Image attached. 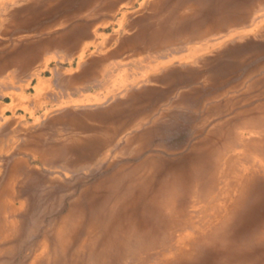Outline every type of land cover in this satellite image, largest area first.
<instances>
[{
  "label": "rangeland",
  "instance_id": "rangeland-1",
  "mask_svg": "<svg viewBox=\"0 0 264 264\" xmlns=\"http://www.w3.org/2000/svg\"><path fill=\"white\" fill-rule=\"evenodd\" d=\"M149 4L155 5L154 11ZM226 6L218 0H120L117 4L73 0L63 6L56 0L53 8L51 0H0V22L4 20L7 28L0 23V47L13 45L0 49V70L8 65L27 69L10 82L14 88L21 82L24 99L7 110L10 132L4 136L0 127V202L7 199L8 190L3 188L12 166L19 169V178L12 182L15 199L25 201L14 203L16 212L6 213V218L0 203V224L14 225L13 233L0 236V264L27 261L43 230L67 212L82 189L113 171L139 164L141 175L148 176L152 185L154 202L148 205L140 196L134 206L123 209L122 217L127 215L128 229L152 222L156 243L165 241L164 246L148 245L149 249L138 252L149 255L145 264H264V119L260 122L264 118V30L259 36L234 37L195 60L168 57L149 62L156 59V52L184 50L183 55L188 48L217 41L232 28L248 29L264 19L261 9L253 21L226 28L230 22L216 18ZM55 12L71 24L42 28V21ZM23 29L21 34L14 32ZM38 29L39 33L57 31L34 38ZM53 44L63 50L40 56ZM121 50L117 58L128 69L146 61V70L170 61L183 65L161 73L165 84L161 88L131 92L106 108L99 107L106 98H99L96 89L83 91L78 84L45 83L36 89L38 76H50L56 68L76 69L84 59L77 73L61 82L95 86L103 54ZM5 91L4 98L13 92ZM84 93L90 94L89 99H83ZM160 99L169 102L160 101L154 108ZM152 108L151 114L129 123ZM63 110L60 120L51 119ZM246 138L254 144L245 146ZM245 149L248 157L243 156ZM245 170L248 178H240ZM46 203L58 207L42 216ZM128 257L120 264L135 262L132 255Z\"/></svg>",
  "mask_w": 264,
  "mask_h": 264
},
{
  "label": "bare ground",
  "instance_id": "bare-ground-1",
  "mask_svg": "<svg viewBox=\"0 0 264 264\" xmlns=\"http://www.w3.org/2000/svg\"><path fill=\"white\" fill-rule=\"evenodd\" d=\"M252 96V95H251ZM264 101H262L263 103ZM257 105V104H256ZM259 105V104H258ZM259 107V106H258ZM252 108V107H251ZM254 108V106H253ZM261 108V107H260ZM244 111V110H242ZM247 111V110H246ZM257 112V111H256ZM264 113V112H263ZM245 119V118H244ZM264 118L260 119L263 120ZM258 121V120H257ZM264 121V120H263ZM262 121V122H263ZM259 122V123H260ZM243 123V122H242ZM245 124V123H244ZM246 125V124H245ZM222 127V126H221ZM261 128V127H260ZM254 129V128H253ZM224 132V131H223ZM222 133V132H221ZM243 133V132H242ZM232 133L231 135H233ZM261 134V133H260ZM230 135V136H231ZM264 135V134H261ZM228 136V135H227ZM237 136V134H236ZM234 136V137H236ZM256 137V136H255ZM232 140V138H230ZM245 139V138H244ZM245 146L254 144L253 140L246 138ZM260 139V138H259ZM107 140V139H106ZM230 140V141H231ZM239 140V139H238ZM261 140V139H260ZM215 142V140H214ZM250 142V143H249ZM264 142V141H263ZM220 143V142H219ZM209 144V143H208ZM211 144V143H210ZM232 144V143H231ZM264 144V143H263ZM98 145V144H97ZM104 145V144H103ZM213 145V144H212ZM237 145V144H236ZM235 145V146H236ZM95 146V145H94ZM205 146V145H204ZM203 146V147H204ZM223 146V145H222ZM234 146V147H235ZM253 147V145H252ZM258 147V146H257ZM243 148V147H242ZM247 148V147H246ZM251 148V147H249ZM248 148V149H249ZM260 148V147H259ZM51 149V148H50ZM212 149V148H211ZM252 149V148H251ZM239 150V149H237ZM253 150V149H252ZM93 151V150H92ZM192 151V150H191ZM203 151V150H202ZM242 151V150H241ZM249 151V150H248ZM248 151H243V156L248 155ZM254 151V150H253ZM230 152V151H229ZM54 153V152H53ZM205 153V151H204ZM203 153V154H204ZM239 153V152H238ZM252 153V152H251ZM96 154V153H95ZM199 154V153H198ZM97 155V154H96ZM189 155V154H188ZM192 155V154H191ZM195 156V155H194ZM193 156V157H194ZM242 156V155H241ZM72 157V156H71ZM149 157V156H148ZM147 157V158H148ZM151 157V156H150ZM200 157V156H199ZM202 157V156H201ZM227 157V156H226ZM248 157V156H246ZM50 158V155H49ZM75 158V157H74ZM92 158V156H91ZM224 158V157H223ZM204 159V158H203ZM221 159V158H220ZM239 159V158H238ZM42 160V159H41ZM45 160V159H44ZM202 160V159H199ZM223 160V159H222ZM258 160V159H257ZM159 161V160H158ZM205 161V160H204ZM231 161V160H230ZM229 161V162H230ZM74 162V161H73ZM157 162V161H156ZM155 162V163H156ZM234 162V161H233ZM238 162V161H237ZM137 163V162H136ZM143 163V162H141ZM160 163V162H159ZM204 163V162H203ZM202 163V165H203ZM264 163V162H263ZM135 164V163H134ZM158 164V163H157ZM156 164V165H157ZM175 164V163H174ZM180 164V163H179ZM184 164V163H183ZM187 164V163H186ZM218 164V163H217ZM117 165V164H116ZM137 165V164H136ZM150 165V164H149ZM155 165V166H156ZM191 165V164H190ZM189 165V166H190ZM228 165V164H227ZM230 165V164H229ZM234 165V164H232ZM146 166V165H145ZM152 166V165H150ZM178 166V164H177ZM188 166V167H189ZM199 166V165H198ZM250 166V165H249ZM256 166V165H255ZM254 166V167H255ZM126 167V166H125ZM166 167H168L166 165ZM192 167V166H191ZM228 167V166H227ZM239 167V166H238ZM129 168V167H128ZM140 164L131 169H118L102 178L92 185L82 189L80 196L71 201V204L64 215L59 216L55 222H51L47 229L42 232V238L37 243L34 251L27 261L21 264H120L128 255L135 259L133 264H145L144 258L148 254L143 252L149 249L148 245L159 244L164 246L165 241L156 243L152 222H144L132 229L126 228L127 215L122 217L123 209L128 210L140 199L145 197L147 204L154 202L152 198L150 180L141 175ZM159 168V167H158ZM172 168V167H171ZM183 168V167H181ZM186 168V167H185ZM193 168V167H192ZM219 168V167H218ZM167 169V168H166ZM202 169V167H201ZM225 169V168H224ZM223 169V170H224ZM252 169V167H251ZM264 169V168H263ZM212 170V169H211ZM211 170H209L211 172ZM216 170V169H215ZM219 170V169H218ZM229 170V169H228ZM243 170V169H242ZM32 171V170H31ZM139 171V172H138ZM155 171V170H154ZM246 171V170H245ZM33 172V171H32ZM186 172V171H185ZM244 172V171H243ZM248 171L240 178H248ZM182 173V172H181ZM228 173V172H227ZM16 174L12 170V176ZM31 174V173H30ZM176 174V173H175ZM212 174V172H211ZM29 175V174H28ZM173 175V174H172ZM177 175V174H176ZM214 175V172H213ZM252 175V174H251ZM255 175V174H254ZM150 176V175H149ZM171 176V175H170ZM175 176V175H174ZM199 176V175H198ZM236 176V175H235ZM158 177V176H156ZM192 177V176H191ZM226 177V176H225ZM234 177V176H233ZM97 178V177H96ZM151 179V177H149ZM198 178V177H197ZM209 178V177H208ZM177 179V178H176ZM182 179V178H181ZM180 179V180H181ZM199 179V178H198ZM213 179V178H212ZM216 179V177H215ZM167 180V179H166ZM179 180V182H180ZM206 180V179H205ZM222 180V179H221ZM224 180V179H223ZM227 180V179H226ZM236 180V179H235ZM32 181V180H30ZM34 181V180H33ZM172 181V180H171ZM199 181V180H197ZM201 181V180H200ZM199 181V183H200ZM217 181V180H216ZM220 181V180H219ZM10 182V181H9ZM156 182V181H155ZM175 182V181H174ZM177 182V181H176ZM202 182V181H201ZM234 182V181H233ZM240 182V181H239ZM244 182V181H243ZM203 183V182H202ZM210 183V182H209ZM154 184V183H153ZM178 184V183H177ZM12 185V183H11ZM155 185V184H154ZM153 185V187H154ZM219 185V184H218ZM243 185V184H242ZM226 186V185H225ZM234 187V186H233ZM257 187V186H256ZM253 188V187H252ZM5 189V188H4ZM202 189V188H201ZM227 189V188H226ZM234 189V188H233ZM251 189V188H250ZM205 190V188H204ZM230 190V189H229ZM235 190V189H234ZM253 190V189H252ZM202 191V190H201ZM206 191V190H205ZM210 191V190H209ZM250 191V190H249ZM140 195H133V193ZM236 192V191H235ZM188 193V192H187ZM227 193V192H226ZM253 193V191H252ZM202 194V193H201ZM210 194V193H209ZM187 195V194H186ZM249 195V194H248ZM172 196V195H171ZM206 196V195H205ZM173 197V196H172ZM177 197V196H176ZM168 198V197H166ZM52 200V199H51ZM129 200V202H128ZM173 200V199H172ZM196 200V199H195ZM194 200V201H195ZM53 201V200H52ZM174 201V200H173ZM190 201V200H189ZM51 202V201H50ZM54 202V201H53ZM126 202V206H125ZM131 202V203H130ZM144 201H141V203ZM219 202V201H217ZM233 202V201H232ZM130 203V204H129ZM191 203V201H190ZM238 203V201H237ZM2 212L9 215L16 212L14 203H1ZM41 209V215L53 213L57 210L56 203H46ZM163 204V203H162ZM165 204V202H164ZM195 204V203H194ZM234 204V203H233ZM25 205V204H24ZM196 205V204H195ZM221 205V204H220ZM237 205V204H236ZM164 205H162L163 207ZM173 206V205H172ZM190 206V205H189ZM218 206V205H217ZM226 206V205H225ZM127 207V208H126ZM132 207V206H131ZM187 207V206H186ZM66 208V207H65ZM174 208V207H173ZM230 208V207H228ZM140 209V208H139ZM185 209V208H184ZM189 209V207H188ZM8 210V211H6ZM138 210V209H137ZM219 210V209H218ZM175 211V210H174ZM185 211V210H184ZM221 211V210H220ZM65 212V211H64ZM130 212V211H129ZM167 212V211H166ZM137 214V212H135ZM161 213V212H160ZM222 213V212H221ZM126 214V213H125ZM162 214V213H161ZM167 214V213H166ZM169 214V213H168ZM173 214V213H172ZM181 214V213H180ZM188 214V213H187ZM224 214V213H223ZM234 214V213H233ZM2 215V214H1ZM138 215V214H137ZM176 215V214H174ZM185 215V214H184ZM183 215V216H184ZM226 215V214H225ZM173 216V215H172ZM137 217V216H136ZM179 217V216H178ZM219 217V216H218ZM226 217V216H224ZM184 220V217H182ZM181 218V219H182ZM3 219V218H2ZM180 219V220H181ZM214 219V218H213ZM189 220V219H188ZM226 220V219H225ZM138 221V220H136ZM209 222V221H208ZM240 222V221H239ZM136 223V222H135ZM179 226V225H178ZM215 226V225H214ZM14 225L6 222L0 224V232L13 233ZM173 228V227H172ZM207 228V227H206ZM220 228V226H219ZM128 229V230H126ZM264 229V228H263ZM163 230V229H162ZM200 230V229H199ZM127 231V232H126ZM161 231V230H159ZM173 231V230H172ZM263 231V230H262ZM174 232V231H173ZM201 232V231H199ZM205 232V230H204ZM210 232V231H209ZM261 232V231H260ZM177 233V232H176ZM1 234V233H0ZM163 234V233H162ZM175 234V233H172ZM171 235V234H170ZM154 236V237H153ZM162 236V235H161ZM189 236V235H188ZM169 237V234H168ZM210 237V236H209ZM191 238V237H190ZM175 239V238H172ZM186 240V239H185ZM200 240V239H199ZM173 242V241H172ZM179 242V241H178ZM183 244V243H182ZM194 244V243H193ZM196 244V243H195ZM191 245V244H190ZM198 245V244H197ZM157 247V246H156ZM155 248V247H154ZM158 248V247H157ZM191 249V248H190ZM189 249V250H190ZM188 250V249H187ZM183 254V252H182ZM174 255V254H173ZM208 255V254H207ZM182 256V255H181ZM187 256V255H186ZM131 257V256H130ZM158 257V256H157ZM129 258V257H128ZM173 258V257H172ZM170 258V259H172ZM180 258V257H179ZM151 259V258H150ZM178 259V258H177ZM132 261V260H131ZM156 261V260H155ZM157 262V261H156ZM150 263V262H149ZM175 263V262H174ZM206 263V262H204ZM208 263V261H207ZM212 263V262H211ZM125 264V262H124Z\"/></svg>",
  "mask_w": 264,
  "mask_h": 264
},
{
  "label": "crops",
  "instance_id": "crops-1",
  "mask_svg": "<svg viewBox=\"0 0 264 264\" xmlns=\"http://www.w3.org/2000/svg\"><path fill=\"white\" fill-rule=\"evenodd\" d=\"M112 1H113V4H117L120 0H112ZM218 1L222 2V4L227 3V6H226L227 10L225 9L226 10L225 12L221 11V14H219L216 17L218 19L226 20V21L230 22V23L225 24L226 28H228L229 26L237 25V24L241 25L243 22L249 23V22L253 21L254 13H256L258 10H261V9L264 10V8H263L264 0H218ZM59 3L62 4L63 6H68V5H70V3L71 4L73 3V0H59ZM55 4H56V0H51V5L53 6V8H54ZM148 7H149L150 11H154V9H155L154 4H149ZM79 9L84 10V7H80ZM68 21H69V19L66 18V16H64V14H62L61 12H55V13H53L52 17H50L48 19H44V21H42L41 25H42V28L57 26V25H62V26L63 25H70L71 23ZM0 23L2 24V26L4 27V29L6 31L7 28H5L6 26L4 25V20H2ZM263 30H264V19L258 20L253 27L248 28V29L240 30V29H233L232 28V31H230L227 34H224L223 36H220L219 39H217V41H213L207 45H198V46L188 48L187 53H185L183 55H181V53H184L185 52L184 50H179L177 52L175 51L174 53L169 52V54H167V55H159V52H156L157 53L155 56L156 59H153L154 61L149 60V62H151V64H153L158 60H162V59H165L168 57H171L168 60H170V59H177L179 61L195 60V59L201 57V56H198L199 54H201L207 50H210L212 48L216 49L217 47H219L220 44L227 42L229 40H232L234 37H237L239 35H241V36L242 35H248V34H250V35L256 34L259 36V35H262ZM22 31H26V29H23L20 31H14V32L21 34ZM36 31H38V35H36L34 38L45 37L49 34L52 35V34L56 33L57 30L44 32L41 29L40 33H39V29ZM119 39L120 38H118V41H119ZM22 40H24V39H22ZM15 42L16 41H14L13 44ZM117 44H118V42H117ZM11 46H13V45L12 44H9L7 46L2 45V47H0V49H6L7 50V48H11ZM124 49H127V48H124ZM124 49H122V50H124ZM53 50H63V49L61 47L53 44V45H50L48 48H46L41 53L40 56H43L44 53L50 52ZM122 50L120 52H118L117 54H114V55L109 53V51L103 54V56H105V57L101 60L100 65L97 67L98 72L96 73V76H95L97 80H95V82H93V84H95V86L84 87V86H82V84H80L76 81L70 85H66V84L61 82V80L65 81L64 79L67 76H69L70 74L77 73V71L80 69L81 65L83 64V61L85 60L84 59L76 69H73V70L64 69L63 70L60 68H56V69L52 70V72L50 73V76L49 75L38 76L36 78V83H37L36 89L38 90L41 87V85H44L45 83L51 84V86H53V85L58 86L59 84H61V85H64L66 87L78 84L79 85L78 88H81V90H83V91H85L87 88L93 89V90L96 89L97 95L99 98H101V99L106 98V100H105L106 102L99 107L106 108V107L114 104L116 99H125L126 97H128L129 93H131V92L143 91V90H146V88H148V89L161 88L162 86L165 85L164 80H162L160 78L161 73L164 72V70L166 68H169L170 66L183 65L180 63L179 64H172L171 63L172 61H170L169 63H161V66H158V67L154 66V67H151L150 70H146V68L148 67L146 64L148 61H146V62L140 63L141 66L140 65L139 66L133 65V67H130L128 69L127 66H123L125 64V62L121 63L122 61H120L117 58L118 55L122 52ZM137 53H140V52H137ZM0 55H2V54H0ZM110 58H112L113 60H111L109 62ZM143 64H145V65H143ZM162 64H163V66H162ZM104 65L108 66V68L103 70ZM26 70L27 69L18 70L13 65H8L5 68L0 70V127H2V132H3L2 134L4 136H5V134H8L10 132V124H11L10 113H8L7 110H10L11 107H14V106L22 103L24 100L22 98L23 95L20 91L21 82H18L19 86L16 88L11 87L12 85H10V82H12V78L14 76H20L21 74H26ZM147 81H149V82H147ZM4 90H6L5 92L10 91V90H12L13 92L10 94L8 93V98H4L3 95H6V94L2 95V92L4 93ZM89 96H90V94L84 93L83 99L84 98L87 99ZM95 97L96 96H93V99ZM163 100L167 101V99L158 100L157 103L155 104L154 108L157 106V104L160 101H163ZM167 102H169V101H167ZM25 105H26V103H25ZM154 108L149 109V110L145 111L144 113H140V114L133 116L132 119H130L129 123H132V122L137 123V121H139V119L146 117V112L151 114V111ZM66 109H69V108H66ZM62 113H64V110L60 113H57L56 116H52L51 119H53V121L60 120L59 118L61 117ZM61 119L63 120V122H67L65 120V117L61 118ZM83 120H84V118H83ZM4 136H3V138H5ZM12 170L16 171V174L14 176H12ZM18 172H19V169L15 168L14 166L10 167L8 170V173H7V179L8 180H7L6 184L4 185V188L6 190H8V193H7L8 196H7L6 201L2 202L4 204L5 203H11V202L12 203H23V202H25L21 199L20 200L15 199V197H17V196L15 194V191L12 189V185H11L13 180L19 178ZM0 194H1V192H0ZM0 233H1L0 236L1 235L6 236L4 231H2Z\"/></svg>",
  "mask_w": 264,
  "mask_h": 264
}]
</instances>
